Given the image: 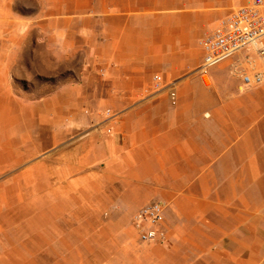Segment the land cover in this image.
Here are the masks:
<instances>
[{"label": "rangeland", "instance_id": "rangeland-1", "mask_svg": "<svg viewBox=\"0 0 264 264\" xmlns=\"http://www.w3.org/2000/svg\"><path fill=\"white\" fill-rule=\"evenodd\" d=\"M188 4L168 11L196 9ZM104 10L99 0H0V264H241L214 244L219 230L178 199L207 184L208 192L224 197L230 188L220 175L218 182L200 183L190 166L189 180L180 181V170L189 167L179 166L178 146L162 142L137 160L109 134L118 121L131 126L139 117L153 127H182L189 138L230 136L219 145L226 149L245 128L253 158L262 144L264 80L247 83L242 74L259 66L254 55L241 51L211 66L204 82L201 69L199 83L188 72L176 85L155 70L144 85L123 87L122 94H152V102L76 103L67 83L82 76V55L52 49H89V35L96 33L114 40L119 20ZM122 23L125 33L129 22ZM181 29L172 19L170 31ZM121 39L125 49L130 39ZM201 55H193L196 64ZM150 203L160 206L163 234L156 239H144L135 221Z\"/></svg>", "mask_w": 264, "mask_h": 264}, {"label": "crops", "instance_id": "crops-1", "mask_svg": "<svg viewBox=\"0 0 264 264\" xmlns=\"http://www.w3.org/2000/svg\"><path fill=\"white\" fill-rule=\"evenodd\" d=\"M239 2L244 0H192L189 4L188 0H99L105 7L104 11L113 12L115 20H119L113 29L117 35L109 38L114 40L102 39L96 33L89 35V49H52L53 53L82 55V76L69 79L67 83L73 87L72 100L76 103L82 100L152 102L150 97L153 95H145L139 89L131 95L122 94V91L128 84L144 85L143 80L155 70L163 73L168 85L183 84L186 80L184 75L188 72L199 83L201 60L196 64L197 58L193 55L199 50L202 52V49L188 47L195 42L201 45V39L212 31L218 19L232 9L227 12L232 4ZM187 4L196 6V9H182L178 13L168 11L172 6L181 8ZM204 5L219 8L204 9ZM104 16L109 20L108 14ZM172 19L182 27L178 32L170 31ZM122 21L129 22L124 27L125 33ZM108 28L110 30L111 27ZM121 31L123 35L119 37ZM122 37L130 39V42L126 41L125 49ZM109 44L115 45V48L102 47ZM159 58L168 63L162 66L156 64ZM182 71L185 73L179 75ZM134 109L139 111V105ZM121 122L113 124L109 139L122 151L131 152L133 159L142 158L141 151L163 142L178 146L179 166L189 167L184 172L180 170V181L189 180L190 166L194 167L193 172L200 183L218 182L220 175L230 188L224 197L208 192L207 184L202 186L201 192L180 195L178 199L193 207V213L201 214L203 223L219 230L214 244L224 247L234 262L264 264V117L260 121L259 139L262 144L253 158L250 129L243 128L241 140L230 142L228 148L222 149L219 148L220 142L226 138L223 143L226 146L231 138L227 135L220 138L218 132L208 138L207 133L189 138L182 127H153L139 117L136 125L125 126ZM253 164L258 167L252 172ZM170 174L174 176V173ZM169 197L176 200L171 194ZM191 212L188 210L186 213Z\"/></svg>", "mask_w": 264, "mask_h": 264}, {"label": "built area", "instance_id": "built-area-1", "mask_svg": "<svg viewBox=\"0 0 264 264\" xmlns=\"http://www.w3.org/2000/svg\"><path fill=\"white\" fill-rule=\"evenodd\" d=\"M200 43L201 76L207 74L210 78L211 66L241 51L249 56L251 51L259 66L244 71L242 79L247 83L264 80V0H246L233 7ZM154 78L158 80L160 76L154 75ZM159 219L160 206L156 203L137 211L135 221L144 239H156L159 233L163 234Z\"/></svg>", "mask_w": 264, "mask_h": 264}, {"label": "bare ground", "instance_id": "bare-ground-1", "mask_svg": "<svg viewBox=\"0 0 264 264\" xmlns=\"http://www.w3.org/2000/svg\"><path fill=\"white\" fill-rule=\"evenodd\" d=\"M205 76H207V77L209 78V76H208L207 74H202L201 78H202L203 82H204V77H205ZM209 79H210V78H209Z\"/></svg>", "mask_w": 264, "mask_h": 264}]
</instances>
